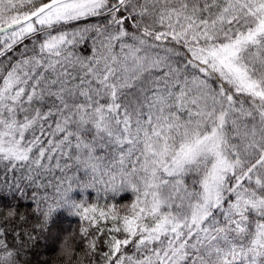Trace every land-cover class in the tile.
<instances>
[{
	"label": "snow or ice",
	"instance_id": "snow-or-ice-1",
	"mask_svg": "<svg viewBox=\"0 0 264 264\" xmlns=\"http://www.w3.org/2000/svg\"><path fill=\"white\" fill-rule=\"evenodd\" d=\"M0 58V177L90 264H264V0H0Z\"/></svg>",
	"mask_w": 264,
	"mask_h": 264
},
{
	"label": "trees",
	"instance_id": "trees-1",
	"mask_svg": "<svg viewBox=\"0 0 264 264\" xmlns=\"http://www.w3.org/2000/svg\"><path fill=\"white\" fill-rule=\"evenodd\" d=\"M21 47L17 46L15 52L8 53V57H11L12 60L18 58ZM83 51L88 53L89 49L85 47ZM2 59L5 58H0V60ZM96 154H103V150L98 149ZM3 171L0 168V172ZM7 176L8 183H5L0 177V208L14 207L16 215L14 218H9L4 211H0V228L9 232L7 243L11 249L19 253V264H64L62 258L56 256L59 244L66 235H71L74 241L79 240V231L84 222L78 216L73 215L72 208L65 204L52 213L47 225H45L43 218L38 216L36 205L32 202L31 196L27 195L32 191L27 187L29 182L22 178L20 172L16 173V179L13 178L11 172H8ZM76 176L80 181H84L87 177V171H76ZM17 179L22 185L19 192L15 189H9V184L17 183ZM133 198V193L130 191L104 192L102 186L99 192L92 189L81 190L77 184L73 191L68 194L66 200L69 204L81 202L86 206L97 204L101 207L105 204H113L124 209L126 203L131 202ZM17 233L20 234L19 239L16 238ZM93 234H95V229H93ZM76 249L77 252H86L83 244H77ZM87 264H90L89 260Z\"/></svg>",
	"mask_w": 264,
	"mask_h": 264
},
{
	"label": "clouds",
	"instance_id": "clouds-1",
	"mask_svg": "<svg viewBox=\"0 0 264 264\" xmlns=\"http://www.w3.org/2000/svg\"><path fill=\"white\" fill-rule=\"evenodd\" d=\"M3 211L9 218L14 217L16 214L14 207ZM9 253L11 254L9 255ZM56 256L61 257L64 264H87L89 260L86 252H77L76 244L71 235H66L62 238ZM17 260L18 256L16 250H0V264H17Z\"/></svg>",
	"mask_w": 264,
	"mask_h": 264
}]
</instances>
